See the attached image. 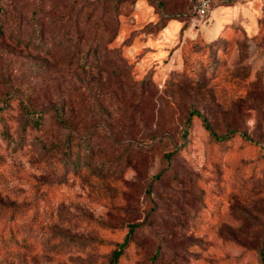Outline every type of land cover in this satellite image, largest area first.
<instances>
[{
  "label": "rangeland",
  "instance_id": "rangeland-1",
  "mask_svg": "<svg viewBox=\"0 0 264 264\" xmlns=\"http://www.w3.org/2000/svg\"><path fill=\"white\" fill-rule=\"evenodd\" d=\"M196 1L0 0V264H262L264 0Z\"/></svg>",
  "mask_w": 264,
  "mask_h": 264
},
{
  "label": "trees",
  "instance_id": "trees-1",
  "mask_svg": "<svg viewBox=\"0 0 264 264\" xmlns=\"http://www.w3.org/2000/svg\"><path fill=\"white\" fill-rule=\"evenodd\" d=\"M197 2H198V0L193 5V13L194 14H196L195 6H196ZM213 2H214V0H213ZM231 30H232V28L230 26L226 27L224 29V31H222L220 37L225 38L224 37L225 35H223V34H227ZM187 41L188 42H196V43L201 42V43H203L202 44L203 49L210 48L211 50L213 49V51H214L216 48V47H214V43H212L211 41H209V42L204 41L199 34H196V36L194 38L188 39L185 42H187ZM182 46H183V44H182ZM192 112L188 116L187 124L190 123V118H191L192 114H195V115L198 114V113H192ZM26 120H31L32 124L34 126H39L40 122H41V112H35V111L28 110L26 112ZM205 128L210 130V128L207 124H205ZM211 132H212L213 136L216 137L217 139H224L226 137V136L218 137L216 134L213 133V131H211ZM183 134L186 135V131H184ZM131 232H132V227H131L130 231L124 236L123 241L118 243L117 247L112 251L111 257L109 259V264H118L119 263L121 257L123 256L124 250H125L126 246L128 245L129 240H130ZM259 258H260L261 263L264 264V235L262 238V246H261V249L259 252Z\"/></svg>",
  "mask_w": 264,
  "mask_h": 264
},
{
  "label": "built area",
  "instance_id": "built-area-1",
  "mask_svg": "<svg viewBox=\"0 0 264 264\" xmlns=\"http://www.w3.org/2000/svg\"><path fill=\"white\" fill-rule=\"evenodd\" d=\"M213 0H198L195 11L199 18H204L210 11Z\"/></svg>",
  "mask_w": 264,
  "mask_h": 264
}]
</instances>
